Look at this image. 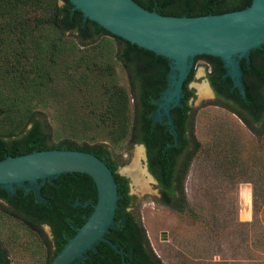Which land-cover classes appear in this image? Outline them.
Instances as JSON below:
<instances>
[{
  "label": "trees",
  "instance_id": "obj_1",
  "mask_svg": "<svg viewBox=\"0 0 264 264\" xmlns=\"http://www.w3.org/2000/svg\"><path fill=\"white\" fill-rule=\"evenodd\" d=\"M133 1L149 12L174 17L218 15L242 10L251 2ZM203 61L208 67L206 79L219 99L217 105L237 117L253 136L263 134L264 122L256 123L264 110V53L254 56V69L245 64L249 102L235 89L230 91L220 60ZM118 73L125 86L119 84ZM167 73L166 59L117 42L97 25L89 27L67 0H0V160L56 149L83 151L104 161L125 198L120 229L109 240L127 264L161 263L127 210L132 202L126 195L127 180L115 173L118 164L111 161L108 146L142 145L147 171L156 181L157 205L176 213L189 212L191 219L200 220L190 211L183 188L192 159L204 149L193 135L191 108L175 118L182 132L180 147L168 125L158 126L152 120L154 101L166 87ZM223 135L222 129L217 131L219 158L224 155L219 140ZM226 142L224 158L231 161L239 150L232 138ZM257 171L261 176L262 170ZM57 186L59 191L46 182L41 186L48 208L24 193L13 200L4 190L0 192V202L6 207L2 213L36 235V249L48 247L41 226L49 228L51 248L42 264L62 249L95 202V187L88 177L62 179ZM76 202L83 206H74ZM100 250L103 257L92 254L91 264H122L113 250ZM0 256L1 264H9L1 247Z\"/></svg>",
  "mask_w": 264,
  "mask_h": 264
},
{
  "label": "water",
  "instance_id": "obj_2",
  "mask_svg": "<svg viewBox=\"0 0 264 264\" xmlns=\"http://www.w3.org/2000/svg\"><path fill=\"white\" fill-rule=\"evenodd\" d=\"M67 1L89 27L97 25L115 41L168 61L166 87L154 101L152 120L158 126L168 125L179 147L182 132L175 118L188 108V85L205 58L220 60L230 89L249 102L245 64L254 69V56L264 53V0H251L242 10L197 17L161 16L133 0ZM205 86L209 90L207 83ZM135 145L143 152L142 145ZM142 159L145 161L144 153ZM142 172L155 184L145 162ZM76 177L92 180L95 202L84 223L48 264H91L92 254L103 257L100 249L113 250L127 264L109 240L120 229L125 198L104 161L87 152L56 149L0 160V192L4 190L13 200L24 193L46 208L43 182L59 191L62 179Z\"/></svg>",
  "mask_w": 264,
  "mask_h": 264
},
{
  "label": "rangeland",
  "instance_id": "obj_3",
  "mask_svg": "<svg viewBox=\"0 0 264 264\" xmlns=\"http://www.w3.org/2000/svg\"><path fill=\"white\" fill-rule=\"evenodd\" d=\"M207 71L203 61L188 85L193 135L204 149L192 159L183 188L189 209L199 221L191 219L189 212L176 213L157 205V189L142 172L139 147L122 143L108 148L118 162V173L128 180L132 197L128 212L142 227L161 264H264V132L253 136L237 117L217 105L205 86ZM118 81L125 86L121 73ZM202 86L206 94L200 97ZM219 128L226 134L219 138L224 152L220 158L215 142ZM228 136L239 150L231 161L224 158ZM257 170H262L261 176ZM3 209L0 202V247L9 264H42L51 248L49 228L41 226L48 247L36 249V235L4 215Z\"/></svg>",
  "mask_w": 264,
  "mask_h": 264
},
{
  "label": "flooded vegetation",
  "instance_id": "obj_4",
  "mask_svg": "<svg viewBox=\"0 0 264 264\" xmlns=\"http://www.w3.org/2000/svg\"><path fill=\"white\" fill-rule=\"evenodd\" d=\"M223 77H225V76L223 75ZM206 83L208 84L209 91H210V93L212 94L213 99L215 100V102L219 101V99L215 96V93H214L212 87L209 85L207 79H206ZM230 88H231V87H230ZM262 89H263V93H264V84H263ZM230 91H231V89H230ZM262 96L264 97V95H262ZM152 116L154 117V112H153ZM153 117H152V119H153ZM263 122H264V110H263L262 112H260V119H259V122H257L256 124H261V123H263ZM187 135H188V130L186 131V136H187ZM142 147H143V146H142ZM143 153H144V156H145V161H144V162H145V164H146V153H145V149H144V147H143ZM110 159H111V161L114 162L116 165L118 164V162L113 158V154H112V153L110 154ZM117 168H118V166H116V168H115V173H116L117 175H119L120 177H123L124 179L127 180V178H125L124 176H121V175L118 173ZM146 168H147V166H146ZM148 173H149V172H148ZM151 177H152V176H151ZM152 178H153V177H152ZM154 181H155V180H154ZM154 185L156 186V181H155V184H154ZM126 187H127V189H126V195H127V196H130V194H129V184H128V180H127V183H126ZM155 188H156V187H155ZM156 189H157V188H156ZM157 193H158V191H157ZM127 210H128V208H127Z\"/></svg>",
  "mask_w": 264,
  "mask_h": 264
},
{
  "label": "bare ground",
  "instance_id": "obj_5",
  "mask_svg": "<svg viewBox=\"0 0 264 264\" xmlns=\"http://www.w3.org/2000/svg\"><path fill=\"white\" fill-rule=\"evenodd\" d=\"M205 94H206V88L203 87V86L200 87V88H199V96H200V97H203ZM136 156L140 157V156H141V153L138 152V153L136 154ZM132 174H133V173H132ZM130 175H131V174H130ZM136 176H138V175H136ZM132 178H134V177H132ZM141 181H142L141 178L138 179V183H139V182L142 183Z\"/></svg>",
  "mask_w": 264,
  "mask_h": 264
}]
</instances>
